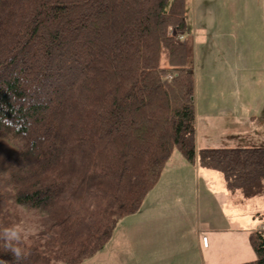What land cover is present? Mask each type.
Wrapping results in <instances>:
<instances>
[{"label":"trees","instance_id":"trees-1","mask_svg":"<svg viewBox=\"0 0 264 264\" xmlns=\"http://www.w3.org/2000/svg\"><path fill=\"white\" fill-rule=\"evenodd\" d=\"M188 0H0V233L19 264H79L140 210L176 149L264 196V147L197 148ZM177 72L173 83L162 72ZM249 241L264 264V230ZM0 264H18L0 239Z\"/></svg>","mask_w":264,"mask_h":264},{"label":"rangeland","instance_id":"rangeland-1","mask_svg":"<svg viewBox=\"0 0 264 264\" xmlns=\"http://www.w3.org/2000/svg\"><path fill=\"white\" fill-rule=\"evenodd\" d=\"M186 16L189 30L177 37L188 39L194 67L197 148L264 147V0H188ZM176 73L170 69L164 76L171 79ZM163 173L165 181L193 187V238L203 246L207 238L205 254L225 260L229 253L236 262L257 258L249 235L264 229V196L245 198L240 191L231 192L223 173L189 161L178 149ZM19 207L28 239L43 219ZM206 212L221 215L225 228L238 223L243 239L233 246L216 239L219 232L202 227ZM103 262L109 261L93 256L79 264Z\"/></svg>","mask_w":264,"mask_h":264},{"label":"crops","instance_id":"crops-1","mask_svg":"<svg viewBox=\"0 0 264 264\" xmlns=\"http://www.w3.org/2000/svg\"><path fill=\"white\" fill-rule=\"evenodd\" d=\"M170 174L171 178L178 177L176 173ZM187 184L181 186L168 179L165 181L163 175L140 210L127 216L124 225L123 219L119 222L113 237L94 255V260L108 259V264L240 263L230 260L229 253L225 260L219 254H205L204 251L210 248L205 242L204 246L200 241L197 245L193 238V187ZM206 213L202 227L210 232H219L216 239L221 242L226 239L232 246L243 239L239 238L244 235H240L243 228L238 223L231 222L230 228H225L221 215ZM223 231L228 235L224 236ZM193 247L198 250L193 251Z\"/></svg>","mask_w":264,"mask_h":264},{"label":"clouds","instance_id":"clouds-1","mask_svg":"<svg viewBox=\"0 0 264 264\" xmlns=\"http://www.w3.org/2000/svg\"><path fill=\"white\" fill-rule=\"evenodd\" d=\"M22 237L23 229L19 225L4 228L3 232L0 233V239L4 240L5 247H7L12 252L18 264L19 261L26 258V254L19 246L22 242Z\"/></svg>","mask_w":264,"mask_h":264},{"label":"built area","instance_id":"built-area-1","mask_svg":"<svg viewBox=\"0 0 264 264\" xmlns=\"http://www.w3.org/2000/svg\"><path fill=\"white\" fill-rule=\"evenodd\" d=\"M180 38L182 39L183 36L181 35ZM167 72H168V71H167ZM167 72H162V73H161V75H162V79L165 80V81H168V82H170V83H173L174 78L176 77L177 73H176V75H170V78H171V79H169V77H165V76H164ZM171 80H172V81H171ZM206 241H207V238L205 237V238H204V242L206 243Z\"/></svg>","mask_w":264,"mask_h":264}]
</instances>
